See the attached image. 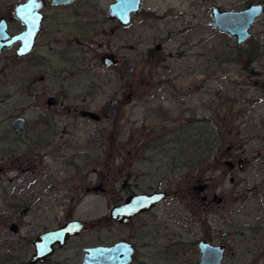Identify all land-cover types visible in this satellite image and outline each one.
Here are the masks:
<instances>
[{
	"label": "rangeland",
	"instance_id": "1",
	"mask_svg": "<svg viewBox=\"0 0 264 264\" xmlns=\"http://www.w3.org/2000/svg\"><path fill=\"white\" fill-rule=\"evenodd\" d=\"M19 1L0 0L10 33ZM112 1L44 7L33 50L0 52V264H28L34 237L69 220L84 228L39 264L119 239L130 264H198L195 239L224 244L220 264H264V0H141L123 28ZM252 3L240 44L210 26L211 6ZM152 190L165 197L147 214L109 219Z\"/></svg>",
	"mask_w": 264,
	"mask_h": 264
},
{
	"label": "water",
	"instance_id": "2",
	"mask_svg": "<svg viewBox=\"0 0 264 264\" xmlns=\"http://www.w3.org/2000/svg\"><path fill=\"white\" fill-rule=\"evenodd\" d=\"M54 5H62L70 0H49ZM141 0H113L108 4V18L116 20L121 28L130 24V15L135 13ZM41 0H26L18 3L13 10V17L22 25L17 33L8 32V28L3 19H0V52L3 49L12 47L16 58L33 50L34 40L40 30L41 14L38 11L42 7ZM210 26L219 33H224L228 37L236 38V43L240 44L250 37L249 29L253 21L260 17L263 5L258 3L249 4L247 7L238 10H222L219 7H210ZM104 65H114L115 60L104 57ZM53 100L48 99V104ZM83 118L87 117L97 120L98 116L89 110L79 112ZM12 127L15 131L21 130L23 121L19 117L13 119ZM203 186L194 187L199 191ZM165 197L164 191H155L150 193H131L128 194L121 204L113 205L108 211L109 219H113L120 224L129 222L132 216L149 210L155 204L161 202ZM221 200L217 198V202ZM84 228L83 222L78 220H69L58 226V229L43 231L34 237L32 241L33 252L31 253L28 264H39L43 262L55 249L61 247L70 237L79 235L80 230ZM224 235V233H222ZM199 251L198 264H219L224 251V246L220 244H210L204 240L197 243ZM133 249L128 241H115L112 245H98L85 247L82 249L80 264H128L131 261Z\"/></svg>",
	"mask_w": 264,
	"mask_h": 264
},
{
	"label": "flooded vegetation",
	"instance_id": "3",
	"mask_svg": "<svg viewBox=\"0 0 264 264\" xmlns=\"http://www.w3.org/2000/svg\"><path fill=\"white\" fill-rule=\"evenodd\" d=\"M24 1H26V0H21V1H19V2H16L15 3V5H13V9H11V15H12V17H13V10L16 8V5L18 4V3H22V2H24ZM42 1V7L38 10L39 12H40V14H41V21H40V27L41 28H43L42 27V20H43V18H45V16H43V12H42V10L44 9V7H47V6H52V7H59V6H69L71 3H73V2H75V1H77V2H79V1H81V0H70V1H68V3H65V4H62V5H54V4H52L49 0H41ZM140 6H141V2H140V4H139V7H138V9L136 10V12L135 13H138L139 12V9H140ZM135 13H133V14H135ZM133 14H131L130 15V22H132V16H133ZM15 18V17H14ZM0 19H3L4 20V22L6 23V25H7V19L8 18H4V16H2V15H0ZM112 21H115L116 23H118L116 20H112ZM111 21V22H112ZM19 24H20V22H19ZM119 24V23H118ZM120 25V24H119ZM118 25V26H119ZM7 28H8V26H7ZM20 28L21 29H23L22 28V25L20 24ZM41 28H40V30H41ZM9 29V28H8ZM7 29V30H8ZM21 29H19V30H21ZM18 30V31H19ZM40 30L38 31V34H39V32H40ZM8 32H9V30H8ZM38 34L36 35V39L38 38ZM34 42H35V40H34ZM34 45V44H33ZM14 47L16 46V44H14L13 45ZM103 60V59H102ZM155 191H161V190H152V192H155ZM151 192V193H152ZM163 192V191H162ZM213 197V199H215V202L216 203H218L219 201H221V200H219L218 202L216 201L217 199L214 197V195L212 196ZM156 205V204H155ZM154 207V206H153ZM152 207V208H153ZM152 208H150V209H152ZM149 209V210H150ZM149 210H147V211H144V212H142V213H139V214H137V215H134V216H132V218H130V220H129V222L128 223H131L135 218H137L138 216H143V214H147L148 212H149ZM195 221H196V213H195ZM197 222V221H196ZM119 223V222H118ZM128 223H126V225L128 224ZM196 224V223H195ZM120 225H122V224H120ZM222 237L224 236V235H221ZM119 240H121V239H119ZM200 240H204V241H206L205 239H200ZM116 241H118V240H116ZM121 241H123V240H121ZM126 241V240H125ZM199 241V240H198ZM197 241V242H198ZM115 242V241H114ZM129 242V241H128ZM197 242H196V239H195V241H194V244H193V251L196 253V250H197V253H199V251H198V248H197ZM206 242H209L210 244H212V242L211 241H206ZM130 243V245H132L131 244V242H129ZM220 245H223L224 246V251L226 250V247H225V245L224 244H221L220 243ZM132 249H133V254L131 255L132 256V258H134V251H135V248H134V245H132ZM197 253H196V255H197ZM225 253H226V251H225ZM200 254V253H199ZM199 254H198V257H199ZM223 255H224V253H223ZM223 255H222V258H223ZM132 258H131V261H132ZM222 258H221V260H222ZM221 260H220V262H221ZM130 261V262H131ZM130 262L128 263V264H130ZM222 263V262H221ZM220 264V263H219Z\"/></svg>",
	"mask_w": 264,
	"mask_h": 264
}]
</instances>
